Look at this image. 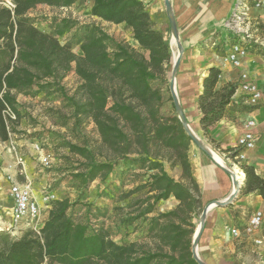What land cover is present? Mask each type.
<instances>
[{
  "label": "trees",
  "instance_id": "obj_1",
  "mask_svg": "<svg viewBox=\"0 0 264 264\" xmlns=\"http://www.w3.org/2000/svg\"><path fill=\"white\" fill-rule=\"evenodd\" d=\"M11 1L13 12L0 8V141L8 140L3 112L9 109L15 119L20 116L18 95L34 97L42 90L37 87L39 81H58L74 73L79 85L74 96L65 100L73 107L75 117L92 121L108 153L104 161L97 162L88 148L67 145L71 153L86 161L84 171L74 175L80 186L86 192L95 180L105 183L115 166L122 163L146 168L151 174L152 203L144 215L153 213L161 201L172 198L178 204L162 215L168 219L166 223H159V217L151 219L149 232L157 233L168 248L165 253H153L137 243H115L106 231L93 229L88 221L76 222L69 200L52 201L38 231L28 229L18 237L0 233V264H197L192 258L193 227L188 220L202 211L203 204L189 161L192 139L185 133L171 97L167 99L172 102L171 110L167 115L161 113L162 86L173 59L168 41L153 28L142 0H92L89 9L91 17L130 30L137 49L116 41L92 23L76 27L74 38L80 55L72 52L73 42L62 45L58 40L76 23L62 19L54 34H46L28 17L38 6L69 9L77 0ZM247 51L264 57V49L253 43L247 45ZM220 75L218 68H209L197 98L199 125L204 133L227 118L229 111L251 109L243 97L234 99L236 85L218 87ZM161 151L168 154L171 166H178L181 181L167 174ZM223 152L236 156L234 150ZM242 169L245 179L239 194L257 192L264 198V179L252 166ZM175 218L182 219L181 223L173 222Z\"/></svg>",
  "mask_w": 264,
  "mask_h": 264
},
{
  "label": "crops",
  "instance_id": "obj_2",
  "mask_svg": "<svg viewBox=\"0 0 264 264\" xmlns=\"http://www.w3.org/2000/svg\"><path fill=\"white\" fill-rule=\"evenodd\" d=\"M164 1L142 0L158 30L168 35V15ZM236 1H168L183 52L176 84L187 123L192 131L199 138H203L205 143L216 152L225 154L224 150H235L236 140L245 132V123L249 120L256 123L253 131L258 135V142L253 151L246 153V161L254 167L256 174L264 179V61L260 56L250 53L242 59L239 69L233 68L224 61L228 46L233 40L231 34L224 31V24ZM83 5L86 7L87 16L97 23L101 22L89 15L92 0H77L76 4L66 11L79 16ZM261 13L260 10L251 8L249 15L256 26L252 30V37L264 48V25L261 21ZM222 51L224 54H221ZM211 67L221 71L218 87L228 83L238 87L240 76L244 75L246 82L258 87L261 100L257 107H250L251 109L243 113L229 111L227 118L204 133L199 125L200 113L196 102L202 90V80ZM189 161L192 175L201 192L203 207L211 203H223L232 191L229 174L215 163L208 152L194 145L189 148ZM1 162L4 170L0 174V229L6 230L12 226L8 216L12 201L9 196V185L4 180V171L6 165L11 162V156L3 154ZM26 162L27 173L33 180L36 175L32 172L35 166L27 160ZM36 197L39 201L40 214L32 227L40 228L48 217V209L40 202V197ZM256 212L263 214V224L254 235L246 236L244 228ZM205 224L197 250L199 258L205 264H264V198L258 193H248L230 203L212 208L207 213ZM233 228L240 232L238 238L231 235L230 230ZM256 240H260L261 244H255Z\"/></svg>",
  "mask_w": 264,
  "mask_h": 264
},
{
  "label": "rangeland",
  "instance_id": "obj_3",
  "mask_svg": "<svg viewBox=\"0 0 264 264\" xmlns=\"http://www.w3.org/2000/svg\"><path fill=\"white\" fill-rule=\"evenodd\" d=\"M85 9L86 7L83 5L82 11L78 16L72 14L70 11L41 5L30 11L28 17L34 19L35 26L46 34H54L58 30L60 20L62 19H69L76 23L75 27H72L67 34L58 39L62 45L73 42L72 52L76 55H80L78 45L75 44L76 38H74V34L77 31L76 27L92 23L99 25L116 41L125 42L137 49L130 30L123 25L103 24L105 22L97 23L87 16ZM150 20L153 28L159 31L151 16ZM167 20L169 24L168 31L170 33L168 32L167 35L161 31L159 32L168 41L172 59H174L171 49V38L169 37H172V31L169 18ZM221 54H224V52L222 51ZM261 58L264 61V57ZM172 62L168 69L167 81L162 86L164 103L162 104L161 113L163 115H167L171 110V103L173 102L167 100L168 97H171L170 80L173 68ZM177 74L178 70L176 76ZM37 85L42 90L34 97L32 95L28 97L25 95L17 96L20 116L18 119H15L14 124H9V131L13 141L18 145L24 158L35 166L32 171L36 174L33 177L35 195L40 197V191L43 187H46L47 190H50L55 195L56 200H69L74 205L70 213L76 222L88 221L93 229H103L115 243H137L144 251L153 253L167 252L168 248L161 242L158 234L149 232V225L153 217H159V223H166L168 219L162 215L175 210L178 203L174 199L161 201L155 206L153 213L144 215V211L152 203L151 196L153 193L150 190V180L148 178L151 174L146 171V168L126 166L122 163L115 166L114 171L105 183L95 180L89 184L85 192L82 186H80L79 181L74 178V175L84 171L83 165L86 161L82 157L71 153L67 145L88 148L94 153L97 162L104 161V157L108 153L106 148L102 146L100 137L92 121L84 117H75L73 107L65 100V98L74 96L79 85V79L74 73H69L61 80L53 81L45 79L39 81ZM37 87L34 88V91H36ZM175 89L179 99L180 93L176 81ZM180 107L183 112L181 103ZM185 119L187 120L186 117ZM200 140L211 151L219 155L228 166H236L243 174V166H252L247 163L246 159L241 161L235 159V156L231 157L230 153L222 154L221 152H216L205 143L203 138H200ZM32 144L39 145L40 155L38 156L41 159H47L46 165L37 162L34 150L30 146ZM193 145L199 148L192 141L190 147ZM157 152L158 150L154 149V153ZM160 155L165 156L163 166L167 174L175 181H181V172L178 166H171V162L167 160L168 154L166 152L161 151ZM38 171L40 172L37 173ZM244 179L239 191L243 187ZM244 195H240L238 192L234 199ZM88 204L90 205L88 206ZM87 206L89 207L88 209H86ZM202 211L197 216L188 220L192 224L193 233ZM181 221L182 219L179 218L173 220L176 224L181 223ZM205 222L203 227L205 226Z\"/></svg>",
  "mask_w": 264,
  "mask_h": 264
},
{
  "label": "built area",
  "instance_id": "obj_4",
  "mask_svg": "<svg viewBox=\"0 0 264 264\" xmlns=\"http://www.w3.org/2000/svg\"><path fill=\"white\" fill-rule=\"evenodd\" d=\"M0 8L13 12L15 6L11 0H0ZM251 8L262 12L261 21L264 25V0H237L228 20L224 24V31L231 34L230 37L233 39L228 46L224 61L235 69L241 67L242 59L248 55V44L253 43L261 47L258 41L252 37V30L256 26L253 24L249 15ZM237 93H239L238 96ZM240 97H243L244 103L251 108L257 107L261 100V92L258 87L255 84L246 82L244 75L240 76L239 86L237 87L234 99ZM3 115L9 127L8 122L15 120V116L9 109L5 110ZM255 127L256 123L253 120L245 123V132L236 140L235 159L244 161L246 159V153L256 148L258 135L253 131ZM7 131L8 140L5 142L0 141V174L4 170L1 162L3 154L11 156V162L5 167L4 180L9 185V196L12 201V206L8 211L12 226L6 230L0 229V233L5 232L9 233L12 237H18L28 229L38 231L39 227H32V225L39 219L40 207L39 201L35 196L33 180L27 173L26 159L18 145L13 141L9 128H7ZM30 146L34 150L33 152L35 158L37 157V162L46 165L47 159H41L38 156L40 155L39 145L32 144ZM55 200V195L50 190H47L46 187H43L40 191V202L49 209L48 203ZM262 224L263 214L261 212L254 213L244 228V234L246 236L254 235ZM230 232L234 238L240 236V232L235 228L231 229ZM255 244L260 245L261 241L256 240Z\"/></svg>",
  "mask_w": 264,
  "mask_h": 264
},
{
  "label": "bare ground",
  "instance_id": "obj_5",
  "mask_svg": "<svg viewBox=\"0 0 264 264\" xmlns=\"http://www.w3.org/2000/svg\"><path fill=\"white\" fill-rule=\"evenodd\" d=\"M165 8H166V12H167L169 20L170 21L173 20L171 8H170V6L167 7L166 2H165ZM171 49H172V54H173V58H174L173 59V63H172V65H173V74H174L175 71H176V66H177V64H178V62L180 60V57L182 56V47L180 45V41H179V37L177 35V31H175V30L172 31ZM175 81H176V78H175ZM184 126L186 128L187 133L192 137L193 142L196 143V145L199 148H201L204 151L208 152L213 157L215 163H217L231 177V180H232V191H231L229 197L226 200H224V202H228L233 197V195L237 192V190L240 188V185H241V183L243 181V178H244V174L236 166H232V167L228 166L220 156H218L216 153L211 151L205 145H202L203 143L201 142L200 138L192 131V129L190 128L189 123H187L186 119L184 120ZM214 204L215 203H211V204L207 205L204 208V210H206L207 208H210ZM203 221H204V217H203V211H202L200 219L198 220V222H197V224L195 226L194 233H193V241L194 242L199 237V233L202 230V226L204 225ZM194 252H195V255L197 254L196 255L197 259H199V261H201L200 258H199V255H198V251L195 250Z\"/></svg>",
  "mask_w": 264,
  "mask_h": 264
},
{
  "label": "water",
  "instance_id": "obj_6",
  "mask_svg": "<svg viewBox=\"0 0 264 264\" xmlns=\"http://www.w3.org/2000/svg\"><path fill=\"white\" fill-rule=\"evenodd\" d=\"M166 2V5H167V7H169V2H168V0H166L165 1ZM170 27H171V30L172 31H177V28H176V26H175V23H174V21L173 20H171L170 21ZM180 61H181V57H180V60H179V62H178V64H177V66H176V71H175V73L173 74V68H172V72H171V84H170V94H171V98H172V101H173V104H174V107H175V111H176V114H177V117H178V119H179V121H180V123L182 124V127H183V129H184V131H185V133L192 139V137L187 133V131H186V128H185V126H184V120H185V117H184V115H183V112H182V110H181V107H180V103H179V99H178V96H177V93H176V89H175V78H176V73H177V70H178V68H179V64H180ZM192 141H193V139H192ZM202 145H204V144H202ZM212 157V156H211ZM238 192H239V189L237 190V192L233 195V197L228 201V202H223V203H215L213 206H211L210 208H207L206 210H203V217H204V221H203V223L205 222V219H206V217H207V213L209 212V210H211L212 208H214V207H217V206H219V205H225V204H227V203H230V202H232L233 201V199L237 196V194H238ZM202 230H203V226H202ZM202 230L200 231V233H199V237L196 239V241L194 242L193 240H192V247H191V253H192V258L195 260V262L197 263V264H205L201 259V261H199V259H197V254L195 255V250H198V243H199V238H200V236H201V233H202Z\"/></svg>",
  "mask_w": 264,
  "mask_h": 264
}]
</instances>
